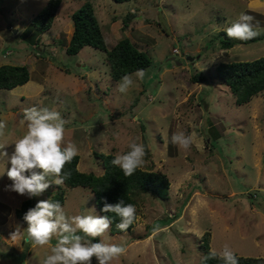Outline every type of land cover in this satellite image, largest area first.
<instances>
[{
	"label": "rangeland",
	"instance_id": "1",
	"mask_svg": "<svg viewBox=\"0 0 264 264\" xmlns=\"http://www.w3.org/2000/svg\"><path fill=\"white\" fill-rule=\"evenodd\" d=\"M81 1H67L61 7L70 11ZM45 2L32 0L29 5L20 4L15 12V1H4L12 7L4 18L3 12L0 16V61L21 49L22 59L31 62L45 49L43 72L53 64L43 73L48 74V87L35 99L13 101L9 89L0 88V121L6 124L0 136L4 150L11 155L13 144L27 131L26 124L20 123L24 111L34 106L55 110L66 121L64 143L78 147L81 170L102 172L95 151L116 155L129 151L132 142L144 146L142 168L168 175L167 197L141 193L132 229L120 233L108 229L99 237L100 242L126 249L111 264H196L203 254L200 244L206 231L211 249L218 253L227 245L237 254L264 256V91L237 104L215 72L220 61L264 55V0H144L143 4L109 0V14L98 13L107 46L116 33L118 38L127 35L152 59L143 68V79L133 75L137 70L126 74L134 82L126 93L117 91L122 77L110 76L104 51L86 46L79 53L67 54L60 43L50 48L53 43L48 35L49 40L33 46L26 40L30 31L31 35L36 32L25 9L36 12ZM142 8L145 11H136ZM129 11L136 13L131 27L122 29L121 25L116 33L109 28L116 17L122 24ZM242 11L253 17L258 35L247 41L235 39L231 47L221 48L219 39L226 36L223 31ZM18 17L22 20L17 21ZM25 25L28 29L23 35L12 29ZM64 32L61 34L66 35V29ZM65 35L60 39L66 44ZM197 70L207 77L205 81L190 79ZM38 73V69L32 70L34 77ZM176 132L194 134L190 148L171 143ZM7 167L10 164L0 161V264H42L57 237L43 247L28 239L27 225L15 213L28 196L8 189L12 181L5 173ZM55 191L53 183L32 198L35 203L48 200ZM61 206L69 217L102 216L92 191L80 185L66 189ZM17 229L19 235L13 239ZM93 264H98L95 258Z\"/></svg>",
	"mask_w": 264,
	"mask_h": 264
},
{
	"label": "clouds",
	"instance_id": "2",
	"mask_svg": "<svg viewBox=\"0 0 264 264\" xmlns=\"http://www.w3.org/2000/svg\"><path fill=\"white\" fill-rule=\"evenodd\" d=\"M252 21L251 15L241 12L224 30L227 38L247 41L256 37L258 32L254 30ZM133 75L143 79L144 70H137ZM133 83L131 75H124L117 85V91L126 93ZM20 123L26 124V133L15 141L11 155L4 150L6 145L0 144V150H3L0 151V161L10 164L5 172L12 181L7 186L8 189L32 198L40 196L53 183L58 186L64 183L67 177L63 170L66 164L78 155L79 149L71 142L65 145L66 121L55 110L35 106L25 109ZM5 127V122L0 121V136L4 135ZM193 141L194 134L176 132L171 137L173 145L185 150L190 148ZM129 149L126 153H117L111 161L125 176L133 175L144 165V146L132 142ZM101 210L119 217L116 228L121 232L127 231L137 219L136 207L133 204L125 205L123 200L116 204L105 201ZM23 219L27 223V237L34 246L43 247L48 245L53 237H57V243L51 247L50 254L46 255L42 264H93V258L98 264H111L126 251L122 245L106 244L102 241L93 243L86 239L90 237L94 240L112 226L108 216L69 217L59 201L40 200L26 212ZM77 233H83V236ZM18 235L19 229L13 232L11 237L15 239ZM215 258L221 259L224 264H238L236 255L227 245L220 253L210 251L204 259Z\"/></svg>",
	"mask_w": 264,
	"mask_h": 264
},
{
	"label": "trees",
	"instance_id": "3",
	"mask_svg": "<svg viewBox=\"0 0 264 264\" xmlns=\"http://www.w3.org/2000/svg\"><path fill=\"white\" fill-rule=\"evenodd\" d=\"M62 0H47L46 3L32 16L30 25L35 28L36 34L26 36L30 43L38 41L37 34L46 31L52 25L55 11ZM118 2L127 0H114ZM73 21V30L67 43L65 52L67 54H76L83 46L89 45L93 48L105 52V59L109 67V74L113 79H119L124 75L143 69L152 62L151 56L144 49H141L137 43L129 36L120 37L110 48L106 46V41L102 33L100 23L94 12V6L91 0H84L70 14ZM136 16L134 12H127L122 17V29L126 28L129 22ZM28 27L22 32L27 31ZM223 31V30H222ZM225 33V31H223ZM237 41L228 39L227 35L219 39L221 48H229ZM216 75L225 83L234 95V101L237 104L247 103L254 95L264 91V55L253 59L220 61L215 66ZM29 69L24 63H1L0 64V88H11L17 84L24 83L29 79ZM206 76L200 70H197L190 76L193 82H203ZM97 157L102 164V172L95 173L92 170H81L78 167L79 154L67 163L64 168L66 179L60 186L56 185L55 193L48 199L52 202L59 201L61 204L65 199L67 188L74 186L88 187L93 193V202L102 216H108L112 221L109 228L111 233H120L116 228L119 217L114 213H105L101 209L106 201L109 204H116L123 200L124 204H133L135 206L138 197L143 192H150L160 197H167L170 180L168 175L158 169L139 168L133 175L125 176L123 171L113 166L111 161L115 158L112 152H97ZM33 198H25L16 208L15 213L22 224L27 223L23 217L26 212L35 207ZM134 223L127 229L131 230ZM209 231L202 236V257L196 264H224L219 259H207L209 252L212 251L209 243ZM90 241L100 242L99 237L90 238ZM215 251V250H214ZM218 253V252H217ZM238 264H264V256L237 254Z\"/></svg>",
	"mask_w": 264,
	"mask_h": 264
},
{
	"label": "crops",
	"instance_id": "4",
	"mask_svg": "<svg viewBox=\"0 0 264 264\" xmlns=\"http://www.w3.org/2000/svg\"><path fill=\"white\" fill-rule=\"evenodd\" d=\"M4 1L5 0H0V16L2 17V14H1V12H3L4 14H3V18H4V16H5V13H7L8 12V14L10 13V11H11V7L12 6H14V8H13V10H16L15 12H17V9L19 8V5L20 4H23V3H25V4H30L31 2H32V0H14L15 1V3L11 6V5H5V3H4ZM45 1H47V0H45ZM70 2V1H72V0H62L61 2H60V4H59V6L57 7V9H56V11H55V15H54V19H53V22H52V25L50 26V28L48 29V30H46V31H43V32H40V33H38L37 34V37H38V41L39 42H43V41H45V37H47V35H48V38H50V40H51V42L53 43L52 45H50V48H53V47H55V46H58L57 44H59L60 43V45L61 46H64L63 48H64V52H65V43H63V41L61 42V37L63 36V35H65V34H61V33H65L64 31H65V29H66V31H67V33H66V35H65V37H66V39H67V41L69 40V38H70V36H71V33H72V30H73V21H72V19L70 18V16H69V12L71 13L74 9H76L83 1H81V3L79 4V5H76L75 7H74V9H72V10H70L69 11V9H71V8H69V9H64V8H62L61 6L62 5H64V3H66V2ZM75 1H77V0H75ZM78 1H80V0H78ZM109 0H91V2H92V4H93V6H94V12H95V14H96V16H97V18H98V21L100 20V17L98 16V13H102V12H104V13H106V14H109V12L110 11H108V9H107V7L108 8H110L111 6H109V2H108ZM134 1H138V2H140V4H143L144 3V0H134ZM46 3V2H45ZM249 6L251 5V3L250 4H248ZM253 5V4H252ZM254 6V5H253ZM61 7V8H60ZM112 9H114V8H112ZM123 9H125L126 10V8H123ZM29 10V13H26V14H29V16L27 17V19L28 20H30L31 18H32V16L37 12H34V11H32L31 9H28V8H26L25 9V11H28ZM130 10H135V8L133 7V6H130ZM19 11V10H18ZM137 12L138 11H145V9H137L136 10ZM162 11V10H161ZM257 11V10H256ZM243 12V11H242ZM258 12H260V11H258ZM12 13V12H11ZM240 14V13H239ZM238 14V15H239ZM20 16V15H19ZM19 20H22L21 18H19L18 17V19H17V21H19ZM118 17H116L115 19H114V21H112L111 22V24H110V29L112 30V29H114V32L116 33V32H118V30L120 29V27H121V22L119 23L118 21ZM100 23V27H101V30H102V23L101 22H99ZM53 25L55 26V28H52L53 27ZM128 27H131V22H130V24L128 25ZM25 28H27V26L25 25V26H23V28H20V29H18V28H15V27H12V29H14L15 31L14 32H18V34H20V35H22L21 33L25 30ZM133 28V27H132ZM2 29V28H1ZM0 29V30H1ZM19 30V31H18ZM47 32V33H46ZM102 33H103V35H104V38H105V41H106V34L103 32V30H102ZM118 36H119V34L118 33H116L115 35H113V38H112V45L110 46V47H112L116 42H117V40L120 38H118ZM46 39V40H49V39ZM114 40V41H113ZM37 41V42H38ZM36 42V43H37ZM36 43H32V46L33 45H35ZM86 46H89V45H85V46H83L81 49H83V48H85ZM106 46H107V43H106ZM17 47V46H16ZM108 47V46H107ZM110 47H108V48H110ZM18 48V47H17ZM24 48V47H23ZM80 49V50H81ZM16 50V49H15ZM80 50L77 52V53H79L80 52ZM18 51H21V53H22V50L20 49H18ZM16 52V53H14L15 55H10V57L9 58H4L3 59V61H0V64L1 63H20V64H22V63H24V64H26L27 66H28V69H29V74H30V76H29V79L27 80V81H25L24 83H21V84H17V85H15V86H13V87H11V88H3V89H9V92H10V97L13 99V101L15 100V101H19L20 100V102L22 103V101L24 100L25 101V99L26 100H32V99H35V98H37V97H39L43 92H44V89L46 88V87H48V84H47V80H46V78H49V77H47L48 76V74H47V76H44V74L43 73H45L46 72V69L48 68V69H50V68H52L53 67V64H49V66L47 65L46 67H45V70H44V72H43V63H44V59H45V55L43 54V53H45V49H44V51H40V52H42V54L41 55H39L38 57H34V59H33V61H31V62H29L28 60H26V58H25V60H23L22 58H24V54L22 53V55H21V53L20 52ZM24 51V50H23ZM90 51V50H89ZM89 51H87L88 53H89ZM6 52V51H5ZM11 52V51H10ZM7 53H9V51L7 52ZM25 53V52H24ZM66 53V52H65ZM8 55V54H7ZM34 56H36V55H34ZM90 56L91 57H95V54L94 53H92V52H90ZM4 57H6V54H5V56ZM8 57V56H7ZM20 57V58H19ZM8 59V60H7ZM13 59H21V61H14ZM41 66L40 68H38L37 66ZM51 66V67H50ZM54 67H55V65H54ZM31 68H33V69H31ZM67 68V67H66ZM36 69H38L39 70V73H38V75H36L35 77L32 75V70H36ZM54 69V68H53ZM62 69V68H61ZM63 70V69H62ZM55 71V70H54ZM64 71V70H63ZM63 71H62V75H63V78L65 77L64 76V73H63ZM53 72V71H52ZM58 72V71H57ZM64 72H66V74H70V71H64ZM94 72V74H95V70L93 71ZM100 71L98 70V76L100 75V73H99ZM42 74H43V76H42ZM53 74V73H52ZM100 80V77H98V81ZM95 81H97V79L95 80ZM5 101H6V99H5ZM4 101V102H5ZM5 104H7V103H5ZM5 113V112H4ZM3 115H5V114H3Z\"/></svg>",
	"mask_w": 264,
	"mask_h": 264
},
{
	"label": "built area",
	"instance_id": "5",
	"mask_svg": "<svg viewBox=\"0 0 264 264\" xmlns=\"http://www.w3.org/2000/svg\"><path fill=\"white\" fill-rule=\"evenodd\" d=\"M174 51H178V49L177 48H174Z\"/></svg>",
	"mask_w": 264,
	"mask_h": 264
},
{
	"label": "water",
	"instance_id": "6",
	"mask_svg": "<svg viewBox=\"0 0 264 264\" xmlns=\"http://www.w3.org/2000/svg\"><path fill=\"white\" fill-rule=\"evenodd\" d=\"M14 30V29H13ZM15 31V30H14ZM188 57H190V56H188Z\"/></svg>",
	"mask_w": 264,
	"mask_h": 264
}]
</instances>
